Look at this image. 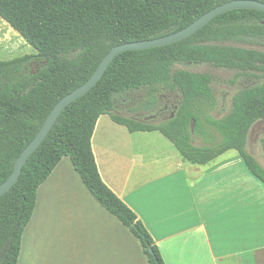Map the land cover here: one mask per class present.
<instances>
[{"label":"trees","instance_id":"1","mask_svg":"<svg viewBox=\"0 0 264 264\" xmlns=\"http://www.w3.org/2000/svg\"><path fill=\"white\" fill-rule=\"evenodd\" d=\"M230 1L0 0V19L36 52L0 61V185L55 104L83 85L113 47L174 34ZM257 48H264V13L237 10L181 42L117 56L97 85L64 109L16 184L0 197V264H17L37 190L63 158L100 207L138 241L148 264H163L145 227L100 178L90 141L102 115L129 132H159L192 164L234 150L264 185V168L245 150L252 127L264 122V52ZM34 61L45 64L28 74ZM186 65L228 70L234 73L230 85H252L234 92L228 112L214 118L212 77L177 68ZM141 90L146 99L140 109L150 116L161 97L176 95L170 118L153 125L114 114L118 100ZM193 136L206 145L194 146ZM261 148L264 154V141Z\"/></svg>","mask_w":264,"mask_h":264},{"label":"crops","instance_id":"2","mask_svg":"<svg viewBox=\"0 0 264 264\" xmlns=\"http://www.w3.org/2000/svg\"><path fill=\"white\" fill-rule=\"evenodd\" d=\"M252 140L250 132L245 150L264 168V155L249 151ZM90 144L102 182L145 227L163 264H264V185L236 151L192 164L159 132H129L108 115L97 120ZM65 159L37 190L17 264H148L138 241L92 198L68 158L74 233L62 260L55 259L61 256L52 253L50 231L32 225L52 227L44 192L53 178L62 184Z\"/></svg>","mask_w":264,"mask_h":264},{"label":"rangeland","instance_id":"3","mask_svg":"<svg viewBox=\"0 0 264 264\" xmlns=\"http://www.w3.org/2000/svg\"><path fill=\"white\" fill-rule=\"evenodd\" d=\"M264 52V48H257ZM34 49L29 46L16 32H14L5 22L0 19V61L7 62L13 59L27 56L35 55ZM45 62L34 61L30 63L28 67V74H33L37 72ZM178 69H184L192 73H202L208 74L212 77L211 88L218 101V109L212 114L214 118H220L225 115L230 107L231 95L239 89L248 87L252 83L248 80L239 82L236 85H230L229 82L233 78L234 73L228 70H219L206 65H186L178 66ZM146 99V92L144 90L137 91L127 95L124 99L118 100L115 105L114 114L126 117L139 122H147L149 124H159L166 121L172 115L175 107L179 102V98L176 95H165L161 97L159 107L154 114L151 116L146 114L140 109V105ZM251 134L253 140L250 143L249 151L254 155H259L263 157V152L261 148V142L264 141V122L256 123L252 129ZM250 134V133H249ZM158 136L160 140V145L167 146L166 142H162L160 135ZM145 140V139H144ZM193 144L195 146L206 145L203 140L198 137H192ZM149 148L153 147L148 144L147 141L144 142ZM170 148V147H168ZM164 148L156 147L153 151H162ZM161 155V154H160ZM264 158V157H263ZM264 161V159H262ZM260 160V161H262ZM66 158L61 165H59V173L62 171L61 176H63V182L59 185L58 178H53L52 183L45 187V199L44 201L46 210L50 214V218L53 223L52 227L36 226V223L32 225V228L36 231H50V247L52 248V253H56L55 259H61L64 252L67 251V245H70V235L74 233V220L70 215V206L74 202V180L70 176L66 168ZM69 162V161H68ZM58 176V175H56ZM43 193L42 191L39 192ZM40 201V195L37 197L36 206ZM34 217V214L32 218ZM72 222V223H71ZM73 224V225H72ZM66 239V240H65Z\"/></svg>","mask_w":264,"mask_h":264},{"label":"water","instance_id":"4","mask_svg":"<svg viewBox=\"0 0 264 264\" xmlns=\"http://www.w3.org/2000/svg\"><path fill=\"white\" fill-rule=\"evenodd\" d=\"M237 10H254L264 13V4L254 0H233L208 11L200 18L195 20L192 24H190L186 28L174 34L153 40L126 43L113 47L102 58L96 70L93 72L92 76L83 85H81L80 87L76 88L69 94L62 97L55 104V106L49 112L47 118L45 119L38 133L35 135V137L30 141V143L24 148V150L20 153V155L16 159L12 172L9 175V177L0 185V197L8 193L10 189L16 184L21 174V170L25 165L26 161L45 140V138L47 137V135L55 125L56 121L58 120L60 114L64 111V109L67 106H69L71 103H73L74 101L78 100L82 96L86 95L89 91H91L101 80L104 73L106 72L112 61L117 56L125 52H137L142 50L160 48L181 42L191 37L195 33H197L209 22H211L214 18L222 14Z\"/></svg>","mask_w":264,"mask_h":264}]
</instances>
